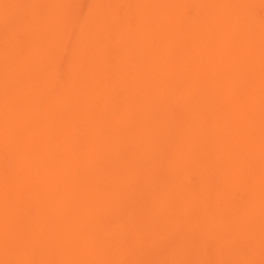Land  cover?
<instances>
[{
	"label": "rangeland",
	"instance_id": "obj_1",
	"mask_svg": "<svg viewBox=\"0 0 264 264\" xmlns=\"http://www.w3.org/2000/svg\"><path fill=\"white\" fill-rule=\"evenodd\" d=\"M5 1H0V39L5 40L0 48L13 55L7 59L9 54L3 58L0 52V68H5L0 69V264L13 259V264H264V192L251 196L252 202L243 193L250 175L264 181V135H258L264 128V0L243 3L244 15L234 0ZM193 66L204 71L198 84L184 77L186 70L191 76ZM180 68H185L182 75ZM237 114L246 117L242 124ZM212 127L219 131L212 154L225 155L224 141L231 147L227 155L248 143L245 166L239 165L242 158H203L210 151ZM242 131L241 146L236 133ZM148 132L155 137L144 142L149 151L141 154L140 136ZM176 142L190 148L185 154L187 147H181L186 160L192 153L196 157L184 178L172 168L183 156L174 153ZM178 183L189 190L182 188L180 198L192 190L196 196L189 193L192 200L179 203ZM169 197L177 200L172 202L176 213ZM196 210L202 219L191 215Z\"/></svg>",
	"mask_w": 264,
	"mask_h": 264
},
{
	"label": "bare ground",
	"instance_id": "obj_2",
	"mask_svg": "<svg viewBox=\"0 0 264 264\" xmlns=\"http://www.w3.org/2000/svg\"><path fill=\"white\" fill-rule=\"evenodd\" d=\"M1 1V0H0ZM4 1V0H3ZM6 1H8V0H6ZM6 1H5V3H6ZM18 1V0H17ZM68 1V0H67ZM70 1V0H69ZM112 1H115V0H112ZM178 1V0H177ZM207 1H209V0H207ZM206 1V3H208ZM214 1V0H213ZM223 1V0H222ZM228 1V0H227ZM241 0H234V2H236V4L237 5H239V9L237 10L238 12H239V14L240 15H244V14H246L247 13V11L245 10V7H244V4L243 3H247L246 5H249V3L248 2H250V1H253V0H244L245 2H240ZM246 1H248V2H246ZM9 2H11V1H9ZM12 2H13V0H12ZM21 2V1H20ZM108 2V1H107ZM215 2V1H214ZM213 2V3H214ZM231 2H233L232 0H231ZM240 2V3H239ZM13 3H15V2H13ZM17 3V2H16ZM75 3V2H74ZM105 3V2H104ZM210 3V2H209ZM219 4H220V9L219 10H221L224 6H221V2L219 1L218 2ZM239 3V4H238ZM100 4H101V2H100ZM108 4V3H107ZM110 4V3H109ZM143 4V3H142ZM177 4V3H176ZM215 4H217V3H215ZM224 4H226V3H224ZM223 4V5H224ZM227 4H231V3H227ZM3 5H4V2H3ZM10 5V4H9ZM21 5V4H20ZM20 5H18V6H20ZM72 5H73V3H72ZM104 5V4H103ZM175 5V4H174ZM243 5V6H242ZM5 6V5H4ZM7 6V5H6ZM26 6V5H25ZM68 6H70V5H68ZM211 6V5H210ZM210 6H208V7H210ZM228 7H230L229 5H227ZM232 6V5H231ZM8 7V6H7ZM58 7V6H57ZM102 7V6H101ZM133 7H134V5H133ZM144 7V6H143ZM173 7V6H172ZM207 7V8H208ZM214 7H216L215 9H218V6H214ZM222 7V8H221ZM235 7V6H234ZM1 8H3L2 6H1ZM1 8H0V12H2L1 11ZM6 8V7H5ZM12 8H14V7H12ZM225 8H227V7H225ZM9 10H10V8H8ZM7 9V10H8ZM16 11H17V6H16ZM23 9V8H22ZM27 9V8H26ZM136 9V8H135ZM163 9V8H162ZM178 9V8H177ZM214 9V8H213ZM232 9V8H231ZM145 10H147V9H145ZM175 10V9H174ZM201 10V9H200ZM210 10V9H209ZM228 10H229V8H228ZM12 11V10H11ZM11 11H8V13L9 12H11ZM109 11V10H108ZM135 11V10H134ZM233 11H234V9L231 11L232 13H233ZM237 11H235L234 12V14L237 12ZM4 12V11H3ZM138 12V11H137ZM223 12V11H222ZM227 12V11H226ZM16 13V12H15ZM51 13V12H50ZM93 13V12H92ZM109 13V12H108ZM227 13H229V12H227ZM18 14V13H17ZM16 14V15H17ZM25 14H26V12H25ZM94 14V13H93ZM97 14V13H96ZM146 14V13H145ZM212 14V13H211ZM234 14H232V15H234ZM9 15V14H8ZM13 15V14H12ZM58 15V14H57ZM98 15V14H97ZM209 15V14H208ZM220 15V14H219ZM231 15V16H232ZM237 15V14H236ZM3 16H5V15H3ZM7 16V15H6ZM21 16H22V14H21ZM26 16V15H25ZM37 16V15H36ZM60 16V15H59ZM140 16V15H139ZM205 17H206V15H204ZM203 16V17H204ZM209 16H211V15H209ZM215 15L213 14V17H214ZM217 16V15H216ZM222 16V14L220 15V17ZM224 16V15H223ZM248 16V15H247ZM9 17V16H8ZM18 17H20V16H18ZM143 17V16H142ZM141 17V18H142ZM163 17V16H162ZM240 17V16H239ZM6 18V17H5ZM15 18H16V16H15ZM29 18V17H28ZM35 18V17H34ZM103 18V17H102ZM138 18V17H137ZM217 18V17H216ZM8 19V18H7ZM10 19V18H9ZM9 19L6 21V22H8L9 21ZM38 19V18H37ZM36 18H35V20H37ZM58 19V18H57ZM60 20H58V21H60L61 23H63L62 22V19L61 18H59ZM87 19V18H86ZM94 19H96V18H94ZM98 19V18H97ZM204 19V18H203ZM239 19V18H238ZM14 20V19H13ZM40 20V19H39ZM66 20H67V18H66ZM80 20V19H79ZM136 20V19H135ZM217 20V19H216ZM2 21H4V18H3V20L1 19V22ZM11 21V20H10ZM18 21V20H17ZM38 21V20H37ZM74 21V20H73ZM226 21V20H225ZM121 22V21H120ZM205 22V21H204ZM214 22V21H213ZM5 23V22H4ZM9 23V22H8ZM14 23V22H13ZM31 23H32V21H31ZM40 23V22H39ZM84 23H85V20H84ZM87 23V22H86ZM114 23V22H113ZM141 23V22H140ZM209 23V22H208ZM220 23H221V21H220ZM20 24V23H19ZM89 24V23H88ZM214 24V23H213ZM219 24V23H218ZM236 24V23H235ZM29 25V24H28ZM34 25V24H33ZM40 25V24H39ZM91 25V24H90ZM102 25V24H101ZM214 25H217V24H214ZM6 26V25H5ZM24 26V25H23ZM37 26V25H36ZM83 26H85L84 24H83ZM95 26V25H94ZM41 27V26H40ZM224 27V26H223ZM244 27H246V26H244ZM52 28V27H51ZM101 28V27H100ZM3 29V28H2ZM1 28H0V30H2ZM6 29V28H5ZM8 29V28H7ZM41 29H42V27H41ZM60 29V28H59ZM65 30H66V28H65ZM85 30V29H84ZM144 30V29H143ZM237 30V29H236ZM239 30V29H238ZM3 31H5V30H3ZM44 31V30H43ZM46 31V30H45ZM119 31V30H118ZM55 32H56V30H55ZM93 32V31H92ZM222 32V31H221ZM235 32H237V31H235ZM263 32V31H262ZM35 33V32H34ZM112 33V32H111ZM121 33V32H120ZM124 33H126V32H124ZM123 33V34H124ZM67 34V33H66ZM72 34V33H71ZM93 34V33H92ZM100 34V33H99ZM122 34V33H121ZM189 34H190V32H189ZM235 34V33H234ZM234 34H232V35H234ZM53 35V34H52ZM74 35V34H73ZM73 35H72V37H73ZM191 35V34H190ZM210 35V34H209ZM231 35V36H232ZM55 36V35H54ZM75 36V35H74ZM236 36V35H235ZM51 37V36H50ZM49 37V38H50ZM83 37V36H82ZM53 38V37H52ZM79 38V37H78ZM215 38V37H214ZM14 39V38H13ZM71 39V38H70ZM76 39V38H75ZM146 39V38H145ZM234 39V38H233ZM1 40V39H0ZM4 40V39H3ZM3 40H1V42L3 41ZM78 40H80V38L78 39ZM192 40V39H191ZM5 41V40H4ZM7 43L8 44H10L9 43V39H7ZM13 42H14V40H12ZM11 41V42H12ZM69 41V40H68ZM147 42V41H146ZM231 42V41H230ZM6 42L4 43H2V44H6V45H8ZM138 43H136V45H137ZM242 44V43H241ZM23 45H25V44H23ZM86 45V44H85ZM94 45H95V43H94ZM135 45V44H134ZM140 45V44H139ZM201 45V44H200ZM89 46H90V44H89ZM91 46H92V44H91ZM6 47V46H5ZM4 47V48H5ZM8 47V46H7ZM11 47L13 48L14 47V45L13 44H11ZM10 46L8 47V52H9V49L11 48ZM86 47V46H85ZM194 47V46H193ZM24 48V47H23ZM22 48V49H23ZM59 48V47H58ZM227 48V47H226ZM230 48V47H229ZM238 48V47H237ZM101 49H103V48H101ZM108 49V48H107ZM228 49V48H227ZM232 49V48H231ZM252 49V48H251ZM4 50V49H3ZM3 50H1V48H0V52L1 51H3ZM96 50V49H95ZM109 50V49H108ZM113 50H115V52L117 51L116 49H113ZM140 50V49H139ZM229 50V49H228ZM6 51V52H7ZM14 51V49H12V52ZM20 51V50H19ZM98 51H99V49H98ZM110 51V50H109ZM11 52V53H12ZM114 52V51H113ZM240 52V51H239ZM2 53V52H1ZM1 53H0V55H1ZM4 53V52H3ZM2 53V55H3V58H4V55L6 54V53H4L3 54ZM13 53H16L15 51L13 52ZM85 53V52H84ZM89 53V52H88ZM98 53H100V52H98ZM102 53H104V51L102 52ZM111 53V52H110ZM146 53V52H145ZM232 53V52H231ZM250 53H252V52H250ZM9 54V56H8V58L7 59H9V57L10 56H12V55H10V52L8 53ZM8 54H6V57H7V55ZM35 54V53H34ZM80 54V53H79ZM83 54V53H82ZM109 53H107V55H108ZM141 54V53H140ZM151 54V53H150ZM243 54V53H242ZM244 54H247V52L246 53H244ZM253 54V53H252ZM255 54V53H254ZM1 55V56H2ZM114 55V54H113ZM236 55V54H235ZM86 56V55H85ZM141 56V55H140ZM164 56V55H163ZM79 57H80V55H79ZM107 57V56H106ZM147 57V56H146ZM152 57V56H151ZM241 57V56H240ZM1 58V57H0ZM81 58V57H80ZM139 58V57H138ZM149 57H147V59H148ZM154 58V57H153ZM20 59H21V57H20ZM31 59V58H30ZM29 59V60H30ZM74 59V58H73ZM105 59V58H104ZM146 59V60H147ZM1 60V59H0ZM12 60H13V58H12ZM33 60V59H32ZM41 60V59H40ZM75 60V59H74ZM93 60V58H91L90 60H87L86 59V61H92ZM108 60H110V59H108ZM155 60V59H154ZM154 60H152V61H154ZM2 62H3V59L1 60ZM4 61H6L7 62V60H4ZM94 61V60H93ZM105 61H106V59H105ZM163 61V60H162ZM9 62V61H8ZM7 62V63H8ZM75 62V61H74ZM96 62V61H95ZM106 62H109V61H106ZM151 62V61H150ZM237 62H238V60H237ZM10 63V62H9ZM8 63V64H9ZM39 63V62H38ZM98 63V62H97ZM105 63V62H104ZM233 63V62H232ZM45 64V63H44ZM47 64V63H46ZM89 64V63H88ZM102 64V63H101ZM109 64V63H108ZM135 64V63H134ZM148 64V63H147ZM0 65H4V64H0ZM39 65V64H38ZM41 65V64H40ZM48 65V64H47ZM93 65V64H92ZM107 65V64H106ZM153 65V64H152ZM6 66V65H5ZM43 66H45V65H43ZM49 66V65H48ZM55 66V65H54ZM73 66H75V65H73ZM87 66V65H86ZM102 66V65H101ZM100 66V67H101ZM163 66V65H162ZM162 66H161V68H159L160 70L162 69ZM223 66V65H222ZM2 67H4V66H1V68L0 69H2ZM8 67V66H7ZM6 67V68H7ZM12 67V66H11ZM97 67H99L98 65H97ZM99 67V68H100ZM106 67V66H105ZM104 67V68H105ZM171 67V66H170ZM215 67V68H214ZM239 66H237V65H235V68H238ZM41 68V67H40ZM86 68H88V67H86ZM89 68H91V67H89ZM93 68V67H92ZM127 68V67H126ZM164 68L165 67H163V69L162 70H164ZM212 68V67H211ZM211 68H209V69H207V70H210ZM213 68H214V70H219V68H220V66L219 65H216V63H215V65L213 66ZM260 67H258V69H259ZM170 69V68H169ZM169 69H168V71H169ZM3 71H5V68H3L2 69ZM27 71H28V69H26ZM82 70V69H81ZM85 70V69H84ZM171 70V69H170ZM180 70H182V71H180ZM180 72L178 71V74L179 75H182L183 74V72H184V70H185V68L184 69H182V68H180ZM3 71H0V73L1 72H3ZM8 71V70H7ZM39 71H41L40 69H39ZM67 71V70H66ZM96 71V70H95ZM110 71V70H109ZM148 71V73H149V70H147ZM155 71V70H154ZM201 71H202V69H201ZM200 70H198V68L197 67H195V66H193V69H192V73H190L191 74V76H188V71L186 70L185 71V73H184V75H187V76H184V77H187V78H192V81L194 82V83H199V81H203V79L201 78V75H203V73H204V71L203 72H201ZM233 71V70H232ZM237 71V70H236ZM25 72V71H24ZM130 72V71H129ZM141 72V71H140ZM166 72V71H165ZM201 72V75L199 74ZM6 73V72H5ZM8 73V72H7ZM6 73V75H8ZM70 73V72H69ZM162 73V72H161ZM259 73V72H258ZM10 74H12V73H10ZM6 75H5V77H6ZM23 75V74H22ZM104 75V74H103ZM163 75V74H162ZM170 75H175V76H177L176 75V73H172V74H170ZM76 76V75H75ZM139 76V75H138ZM153 76V75H152ZM175 76H171V77H175ZM212 76H214V72H212ZM117 77V76H116ZM121 77V76H120ZM135 77H137V75L135 76ZM146 77V76H145ZM125 78V77H124ZM143 78V77H142ZM152 78H156V77H152ZM5 79V78H4ZM7 79V78H6ZM9 79L11 80V77H10V75H9ZM85 79V78H84ZM86 79H88V78H86ZM101 79V78H100ZM103 79V78H102ZM101 79V80H102ZM122 79V78H121ZM14 80V79H13ZM13 80H12V82H13ZM20 80V79H19ZM105 80V79H104ZM170 80V79H169ZM5 81V80H4ZM91 81V80H90ZM123 81V80H122ZM142 81V80H141ZM173 81H174V79H173ZM17 82V81H16ZM115 82V81H114ZM3 83H5V82H3ZM126 83V82H125ZM145 84V83H144ZM2 85V84H1ZM10 85V84H9ZM31 85V84H30ZM13 86V85H12ZM29 86V85H28ZM102 86V85H101ZM146 86H147V84H146ZM117 87V86H116ZM4 88V87H3ZM29 88V87H28ZM45 88V87H44ZM78 88V87H77ZM143 88H145V86L143 87ZM1 89V88H0ZM17 89H21V88H17ZM24 89V88H23ZM27 89V88H26ZM138 89V88H137ZM147 89H148V87H147ZM30 90V89H29ZM36 90V89H35ZM49 90V89H48ZM133 90V89H132ZM150 90H151V88H150ZM228 90H229V88H228ZM18 91H21L20 93L21 94H23L22 93V89L21 90H18ZM28 91V90H27ZM32 91V90H31ZM65 91V90H64ZM124 91V90H123ZM13 93H16L15 92V90L14 91H12ZM136 92V91H135ZM51 93V92H50ZM74 93V92H73ZM86 93V92H85ZM0 94H1V91H0ZM58 94V93H57ZM88 94V93H87ZM137 94H140V92L139 93H137ZM172 94V93H171ZM125 95V94H124ZM187 95V94H186ZM3 96V98H4V95H2ZM6 96V95H5ZM15 96V95H14ZM17 96V95H16ZM16 96H15V98H16ZM134 96H136L135 94H134ZM182 97L184 96L183 94L181 95ZM20 96H18V98H19ZM100 97H101V95H100ZM104 97V96H103ZM118 97V96H117ZM132 97V96H131ZM8 98H10V96H8ZM12 98V97H11ZM135 98V97H134ZM109 99V98H108ZM139 99V98H138ZM3 100V99H2ZM6 100H8L7 98H6ZM11 100V99H10ZM13 100V99H12ZM44 100V99H43ZM140 100V99H139ZM58 101V100H57ZM138 101V100H137ZM1 102V101H0ZM10 102V101H9ZM14 102V101H13ZM25 103V102H24ZM83 103V102H82ZM86 103V102H85ZM186 103V102H185ZM3 104H5V103H3ZM22 104V103H21ZM42 104V103H41ZM84 104V103H83ZM128 104H130V103H128ZM250 104V103H249ZM6 105V104H5ZM43 105V104H42ZM245 105H247V104H245ZM16 106V105H15ZM82 106V105H81ZM0 107H2V106H0ZM6 107H7V105H6ZM10 107V106H9ZM18 107V106H17ZM49 107V106H48ZM59 107H60V105H59ZM85 108H86V106H84ZM84 107H82V108H84ZM133 107V106H132ZM4 108V107H3ZM2 108V109H3ZM1 109V108H0ZM1 109V110H2ZM11 109H13V108H11ZM15 109V108H14ZM56 109V108H55ZM88 109V108H87ZM139 109H140V107H139ZM4 110V109H3ZM16 110V109H15ZM20 110V108L17 110V112ZM46 110H48V109H46ZM234 110V109H233ZM250 110V109H249ZM60 112H61V110H59ZM94 111V110H93ZM123 111V110H122ZM235 111V110H234ZM2 112V111H1ZM9 112V111H8ZM140 112V111H139ZM153 112V111H152ZM228 112V111H227ZM13 113H14V111H13ZM18 113H20V112H18ZM102 113H104V112H102ZM154 113V112H153ZM238 113V112H237ZM8 114V113H7ZM63 114V113H62ZM154 114H156V113H154ZM224 114H226V113H224ZM236 114V113H235ZM251 114V113H250ZM86 115V114H85ZM90 115V114H89ZM97 115V114H96ZM111 115V114H110ZM116 115V114H115ZM138 115H139V113H138ZM9 115H7V117H8ZM39 116V115H38ZM92 116V115H91ZM90 116V117H91ZM99 116V115H98ZM108 116V115H107ZM131 116V115H130ZM135 116H137V114L135 115ZM146 116V115H145ZM157 116V115H156ZM166 116V115H165ZM227 116H230V115H228L227 114ZM11 117V116H10ZM77 117V116H76ZM82 117V116H81ZM85 118H86V116H84ZM89 117V118H90ZM93 117V116H92ZM138 117V116H137ZM233 116H230V119L232 118ZM9 118V117H8ZM8 118H7V120H8ZM243 118H246L245 116H241L240 117V114H237L236 115V118L235 119H237V120H239V121H236V120H234V121H236V122H239L240 124H242L243 122H241L242 120H243ZM12 119V118H11ZM70 119V118H69ZM98 119V118H97ZM105 119V118H104ZM228 119V118H227ZM75 120H76V118H75ZM160 120V119H159ZM70 121V120H69ZM102 121V120H101ZM104 121V120H103ZM102 121V122H103ZM163 121V120H162ZM228 121V120H227ZM93 122V121H92ZM146 122V121H145ZM228 122H231V123H233V120L232 121H228ZM7 123V122H6ZM32 123V122H31ZM132 123V122H131ZM154 123H156V122H154ZM2 124V123H1ZM12 124V123H11ZM34 124V123H33ZM121 124V123H120ZM157 124V123H156ZM235 124H238V123H234V125ZM239 124V125H240ZM3 125H5V124H3ZM19 125V124H18ZM48 125V124H47ZM65 125V124H64ZM63 125V126H64ZM68 125V124H67ZM79 125V124H78ZM106 125H107V123L105 124V127H106ZM142 125H144V123H142ZM154 125V124H153ZM158 125H159V123H158ZM168 125V124H167ZM230 126H231V124H229ZM263 125H264V123H263ZM8 126H10L9 124H8ZM69 126V125H68ZM71 126H73V125H71ZM102 126V125H101ZM115 126H116V124H115ZM119 126V125H118ZM121 126V125H120ZM119 126V127H120ZM145 126V125H144ZM169 126V125H168ZM252 126V124L249 126V127H251ZM3 127V126H2ZM6 127V126H5ZM65 127H67V126H65ZM90 127V126H89ZM93 127V126H92ZM102 127H104V126H102ZM105 127H104V129H105ZM112 127V126H111ZM142 127V126H141ZM140 127V128H141ZM62 128V127H61ZM60 128V129H61ZM69 128V127H68ZM74 128V127H73ZM97 128V127H96ZM124 128V127H123ZM143 128V127H142ZM154 128V127H153ZM156 128V127H155ZM170 128V127H169ZM108 129V128H107ZM106 129V130H107ZM144 129V128H143ZM151 129V128H150ZM254 129V128H253ZM256 129V128H255ZM0 130H2V129H0ZM3 130H5V128L3 129ZM7 130V129H6ZM5 130V131H6ZM11 130V129H10ZM72 130V129H71ZM77 130V129H76ZM101 130H102V128H101ZM121 130V129H120ZM124 130V129H123ZM128 130V129H127ZM65 131V130H64ZM70 131V130H69ZM103 131V130H102ZM119 131V130H118ZM133 131V130H132ZM140 131H142V130H140ZM152 131V130H151ZM150 131V132H151ZM166 131V130H165ZM3 132V131H2ZM15 132H17V130L15 131ZM62 132V131H61ZM66 132V131H65ZM93 132V131H92ZM96 132V131H95ZM108 132H110L109 130H108ZM107 132V133H108ZM116 132V131H115ZM150 132H148L149 133V135L148 134H145V135H147V136H143V135H141L140 136V148H141V151H140V153L141 154H143V153H146L147 151H149V147H146V148H144V142L146 141V140H150V138L152 139V138H154L155 136L153 135V133H152V135H151V137H150ZM153 132H154V130H153ZM258 132H260L258 135H264V128L262 129V130H259ZM72 133V132H71ZM104 133V132H103ZM118 133V132H117ZM144 133V132H143ZM155 133H158V132H155ZM5 134V133H4ZM70 134V133H69ZM106 134V133H105ZM110 134V133H109ZM118 134H120V131H119V133ZM117 134V135H118ZM142 134V133H141ZM6 135V134H5ZM160 135H161V133H160ZM218 135H219V131H216L215 129H214V127H212V129L209 131V136H208V141H209V150L210 151H208V152H206V153H204L202 156H203V158L206 160V161H209L210 159H213V158H211L212 157V152L213 151H215L216 150V147H217V145H218V143H219V139H217L218 138ZM236 135H238L239 137L238 138H240V143H241V146L246 142V140L244 139V136H245V133L242 131V132H237L236 133ZM71 136V135H70ZM112 136V135H111ZM110 136V137H111ZM119 136V135H118ZM153 136V137H152ZM157 136V135H156ZM226 136V135H225ZM69 137V136H68ZM72 137H70L69 139H71ZM136 139H135V141H137L138 140V133H137V135H136V137H135ZM163 138V137H162ZM168 138V137H167ZM227 138V137H226ZM229 138H231V137H228V139ZM3 139V138H2ZM67 139V138H66ZM93 139V138H92ZM105 139V138H104ZM89 140V139H88ZM154 140V139H153ZM163 140H164V138H163ZM163 140L161 141V142H163ZM225 140V139H224ZM3 141V140H2ZM90 141H92V140H90ZM97 141V140H96ZM108 141V140H107ZM114 141V140H113ZM93 142V141H92ZM154 142V141H153ZM14 143H15V139H14ZM41 143V142H40ZM59 143V142H58ZM65 143V142H64ZM69 143V142H68ZM95 143V142H94ZM113 143V142H112ZM130 143V142H129ZM181 143L182 142H180L179 144L181 145ZM192 143H194V142H192ZM49 144H52V143H49ZM85 144H86V140H85ZM96 144V143H95ZM94 144V145H95ZM123 144V143H122ZM154 144V143H153ZM229 144V143H228ZM227 144V142L226 141H224V142H222L221 143V146H220V148L222 149V150H224V154L225 155H222V153L220 152H218L217 154H215V155H213L217 160H219V161H222V162H225V161H228L229 159H235V161H237L238 159L240 160V158H242L241 160L243 161V162H241V160H240V162L241 163H239V165H243V166H245V156H244V148L247 146H249V145H247L248 143H245V146H243V148H242V151H241V147L240 148H238V147H236L235 149H236V151L238 152V153H233L232 155H227L226 154V152L228 151V148H231L230 147V145H228ZM72 145V144H71ZM89 145H90V143H89ZM114 145H115V143H114ZM124 145V144H123ZM156 145V144H155ZM161 145V147H162V145H165L164 144V142L163 143H161L160 144ZM173 145V144H172ZM178 144H177V142L175 143V147L177 146ZM117 146V145H116ZM130 146H134L135 147V149H136V145H134V142L132 141V144L130 145ZM151 146V145H150ZM183 145H181V147H182ZM194 146H195V144H194ZM19 147V146H18ZM70 147V146H69ZM93 147V146H92ZM97 146H94V148H96ZM102 147V146H101ZM129 147V146H128ZM133 147V148H134ZM166 147L168 148V145L166 144ZM174 147V146H173ZM178 147V146H177ZM177 147H176V150H177ZM180 146L178 147L179 148V150L178 151H175V150H173V151H175L174 153H180V152H182V148H181ZM184 148H186L187 147V151L185 152V150H184V152L183 153H185V154H187V152H188V150H190V148H188V145H186V144H184V146H183ZM190 147H191V145H190ZM202 147H203V145H202ZM115 148V147H114ZM152 148H153V146H152ZM170 148V147H169ZM180 148H181V150H180ZM12 149V148H11ZM15 150L14 151H16L17 150V147L16 148H14ZM22 149V148H21ZM91 149V148H90ZM100 149V148H99ZM76 150H77V148H76ZM92 150V149H91ZM94 150V149H93ZM107 150V149H106ZM156 150V147H155V149H154V151ZM167 150H169V149H167ZM18 151H19V149L17 150V153H18ZM23 151V150H22ZM83 151V150H82ZM88 151V150H87ZM101 151H103V150H101ZM109 151H110V149H109ZM134 151V150H133ZM137 151V150H136ZM153 151V150H152ZM153 151V152H154ZM191 151V150H190ZM217 151V150H216ZM86 152V151H85ZM84 152V153H85ZM193 152H195L196 153V151H193ZM16 153V152H15ZM14 153V154H15ZM77 153V152H76ZM100 154H101V152H99ZM111 153V152H110ZM162 153V152H161ZM190 153V152H189ZM188 153V154H189ZM192 153V152H191ZM125 154V153H124ZM153 154V153H152ZM185 154H182V153H180L179 155L181 156V155H183V156H181V160H182V162L180 161V160H178V159H180V158H178L177 160H178V163H179V161H180V164H178L177 163V165H173V170H174V172H175V170L177 171V173L180 175V176H183L182 178H184V174L186 173L185 171H187L188 170V172H190L191 170L190 169H194L195 167L194 166H196V157L193 155V153H192V155L190 156V157H192L193 156V158L191 159L190 157H188L189 158V160L187 159H185V158H187V157H184L185 156ZM84 155V154H83ZM94 155H96L97 156V154H94ZM103 155V154H102ZM105 155V154H104ZM163 155V154H162ZM179 155H177L178 157H179ZM85 156V155H84ZM91 156V155H90ZM95 156V157H96ZM149 156V155H148ZM187 156V155H186ZM241 156V157H240ZM4 157V156H3ZM28 157V156H27ZM58 157V156H57ZM102 157V156H101ZM109 157H110V155H109ZM183 157H184V159H183ZM264 157V156H263ZM83 158V157H82ZM98 158V157H97ZM105 158H106V155H105ZM147 158V157H146ZM175 158V157H174ZM19 159V158H18ZM85 159V158H84ZM6 160H7V158H6ZM101 160V159H100ZM99 160V161H100ZM137 160V159H136ZM214 160V159H213ZM12 161V160H11ZM26 161H28L27 159H26ZM92 161V160H91ZM131 161V160H130ZM158 161V160H157ZM161 161V160H160ZM173 161V160H172ZM95 162V161H94ZM129 162V161H128ZM177 162V161H176ZM23 163V162H22ZM28 163V162H27ZM88 163V162H87ZM174 163V162H173ZM1 164V163H0ZM11 164V163H10ZM91 164V163H90ZM157 164V163H156ZM166 164V163H165ZM174 164H176V163H174ZM238 164V163H237ZM251 163H248L247 165H250ZM254 164V168L256 169L257 167H259L260 165L257 163V162H255V163H253ZM264 164V163H263ZM12 165V164H11ZM86 165V164H85ZM136 165V164H135ZM163 165V164H162ZM99 166V165H98ZM137 166V165H136ZM125 167V166H124ZM163 167H164V165H163ZM5 168V167H4ZM165 168V167H164ZM170 168H171V166H170ZM46 169V168H45ZM168 169V168H167ZM165 170V169H164ZM6 171V170H5ZM129 171V170H128ZM137 171V170H136ZM3 172V171H2ZM132 172V171H131ZM163 172V171H162ZM176 173V172H175ZM191 173H194V172H191ZM164 174V173H163ZM183 174V175H182ZM197 174V173H196ZM79 175V174H78ZM131 175V174H130ZM187 175V174H186ZM185 175V176H186ZM189 175H190V173H188V177H189ZM198 176H200L199 174H197ZM122 177H123V175H121ZM164 176V175H163ZM194 176V175H193ZM79 177V176H78ZM124 178V177H123ZM126 178V177H125ZM201 178V177H200ZM199 177H197V179H198V182H202V180L200 179ZM2 179V178H1ZM0 179V180H1ZM78 179V178H77ZM119 179H120V177H119ZM144 179V178H143ZM194 179V178H193ZM195 179H196V176H195ZM84 180V179H83ZM127 180V179H126ZM163 180H165V179H163ZM162 180V181H163ZM258 180V181H257ZM79 181V180H78ZM132 181V180H131ZM261 180L259 179V178H255L254 179V175H250V179L247 181V184H246V186L243 188V193H244V195L245 196H247L248 198H247V200L248 201H251L250 199H251V196H258L259 194H260V192H264V181H261ZM165 182V181H164ZM81 183V182H80ZM118 183V182H117ZM162 183V182H161ZM166 183V182H165ZM195 183H196V181H195ZM138 184V183H137ZM167 184V183H166ZM58 185V184H57ZM256 185H258L256 188H255V190L252 188V187H255ZM21 186V185H20ZM80 186H82L81 184H80ZM127 186H129V185H127ZM169 186V185H168ZM177 186H179L178 187V189H180V190H178V189H176L177 190V196L180 194V191H182V190H184L183 192L184 193H186L185 191H186V189H187V191H189L188 190V188H185L184 189V185L182 186V184L181 185H179V183L177 184ZM181 186V187H180ZM110 187V186H109ZM112 187V186H111ZM132 187V186H131ZM185 187H187V186H185ZM104 187H102V189H103ZM143 188V187H142ZM164 188V187H163ZM174 188V187H173ZM177 188V187H176ZM183 188V189H182ZM41 189V188H40ZM52 189H53V187H52ZM58 189H59V187H58ZM105 189H107V187L105 188ZM125 189L127 190V188H126V186H125ZM124 189V190H125ZM138 189V188H137ZM161 189H162V187H161ZM182 189V190H181ZM28 190V189H27ZM34 190V189H33ZM42 190V189H41ZM46 190H48V189H46ZM104 190V189H103ZM110 190H111V188H110ZM123 190V191H124ZM172 190V189H171ZM175 190V191H176ZM29 191V190H28ZM38 191H40V190H38ZM58 191V190H57ZM133 191V190H132ZM169 191V190H168ZM193 192L191 193V191L189 192L190 194H191V198H193L194 196H196L195 195V192H194V190H192ZM49 192V191H48ZM107 192V191H106ZM179 192V193H178ZM34 193H35V191H34ZM57 193V192H56ZM102 193V192H101ZM108 193V192H107ZM110 193V192H109ZM167 193V192H166ZM175 193V192H174ZM182 193V192H181ZM188 193V192H187ZM188 193V194H189ZM252 193V194H251ZM25 194V193H24ZM30 194V193H29ZM54 194V193H53ZM100 194V193H99ZM103 194H106L105 192H103ZM172 194V193H171ZM188 194L187 195H184V194H181V196L182 195H184V197H182V198H180L179 196V198H176L177 196H173L174 198H176L177 200L178 199H180V200H178L179 201V203H182V201H181V199L183 200V201H191L192 199L190 198V196H189V198L188 197H186V196H188ZM35 195V194H34ZM57 195V194H56ZM63 195H64V193H63ZM107 195V194H106ZM126 195V194H125ZM176 195V194H175ZM194 195V196H193ZM228 192H227V197H228ZM25 196H26V194H25ZM65 196V195H64ZM98 196V195H97ZM98 197H100V196H98ZM163 197V196H162ZM165 197V196H164ZM168 196L166 195V198H167ZM259 197H261V196H259ZM30 198H31V196H30ZM45 198H47V197H45ZM50 198V197H49ZM174 198H173V200H174ZM262 198H264V197H262ZM28 200H29V197L27 198ZM33 199V198H32ZM41 199V198H40ZM99 199V198H98ZM1 200V199H0ZM51 200H52V198H51ZM103 200H105L104 198H103ZM168 200V199H167ZM170 201V197H169V201L171 202V206H173L174 204H172V202L173 203H175V202H177V200L176 201ZM260 200H262L261 198H260ZM259 200V201H260ZM32 201H34V200H32ZM44 201V200H43ZM101 201V200H100ZM112 201V200H111ZM181 201V202H180ZM30 202H31V200H30ZM38 202H40V201H38ZM46 202V201H45ZM44 202V203H45ZM48 202V201H47ZM104 202V201H103ZM252 202V201H251ZM6 203V202H5ZM42 203V202H41ZM51 203V202H50ZM162 203V202H161ZM187 202H185V204H186ZM31 204H32V202H31ZM167 204V203H166ZM169 204V203H168ZM175 204H177V203H175ZM24 205H25V203H24ZM110 205V204H109ZM187 205V204H186ZM47 206V205H46ZM81 206V205H80ZM155 206V205H154ZM177 206V205H176ZM175 205H174V207L171 209V211H174L175 210V212L174 213H176V211H177V207H176ZM25 207V206H24ZM31 207V206H30ZM157 207V206H156ZM155 207V208H156ZM160 207V209L162 208V206H159ZM169 207H170V204H169ZM240 207V206H239ZM32 208V207H31ZM34 208V207H33ZM32 208V209H33ZM195 208V207H194ZM100 209V208H99ZM159 209V208H158ZM196 209V208H195ZM23 210L24 209H22V213H25V212H23ZM25 210L27 211V208H25ZM45 210V209H44ZM34 211V210H33ZM55 211V210H54ZM162 212V211H161ZM196 212H197V214H196ZM196 212L195 213H193V214H191V215H193V216H195L196 215V218L198 217L197 215H198V213L200 212L199 210H196ZM233 212V211H232ZM4 213V212H3ZM2 213V214H3ZM28 213V212H27ZM26 213V214H27ZM57 213V212H56ZM263 213H264V211H263ZM25 214V215H26ZM49 214V213H48ZM173 214V213H172ZM4 215V214H3ZM2 215V216H3ZM23 215V214H22ZM28 215H29V213H28ZM30 215H31V213H30ZM50 215V214H49ZM188 215V214H187ZM264 215V214H263ZM1 216V217H2ZM199 216H200V213H199ZM23 217V216H22ZM26 219H28V217L27 216H24ZM23 217V219L25 220V218ZM30 217V216H29ZM59 217V216H58ZM89 217V216H88ZM204 217H206V216H204ZM263 218H264V216H262ZM17 218V217H16ZM51 218V217H50ZM225 218V217H224ZM223 218V219H224ZM262 218V219H263ZM2 219V218H1ZM52 219H53V217H52ZM64 219V218H63ZM185 219V218H184ZM199 219H202V217L200 216V218ZM214 219H216L215 217H214ZM179 220V219H178ZM181 220V219H180ZM217 220V219H216ZM215 220V221H216ZM264 220V219H263ZM2 221V220H1ZM38 221H40V220H38ZM54 221H56V220H54ZM214 221V220H213ZM217 221H219V220H217ZM6 222V221H5ZM18 222V221H17ZM220 222V221H219ZM216 223V222H215ZM257 223H258V221H257ZM262 222H261V220H260V224H261ZM3 224V223H2ZM50 224V223H49ZM264 224V223H263ZM34 225V227L33 228H35V226L37 225H35V224H33ZM32 224H31V226H33ZM70 225V224H69ZM256 225V224H255ZM55 226V225H54ZM71 226V225H70ZM220 226V225H219ZM222 226V225H221ZM257 226V225H256ZM2 226H0V228H1ZM37 228H38V226H37ZM218 228H220V227H218ZM223 229V228H222ZM64 230V229H63ZM73 230V229H72ZM67 231H69V230H67ZM71 231V230H70ZM223 231V230H222ZM260 231L263 233V230H262V228H260ZM63 232V231H62ZM66 232V231H65ZM43 233H45V232H43ZM210 233V232H209ZM261 233V234H262ZM37 234H39V233H37ZM36 234V235H37ZM41 235V234H40ZM201 235V234H200ZM35 236V235H34ZM261 237V236H260ZM264 237V236H263ZM157 238V237H156ZM42 239V238H41ZM47 239V238H46ZM49 240V239H48ZM48 240H47V242H48ZM123 240V239H122ZM229 241V240H228ZM262 241H264V239H262ZM25 242V241H24ZM42 242V241H41ZM33 243V242H32ZM44 244V243H43ZM48 245V243H45V245ZM255 244V243H254ZM257 244V243H256ZM0 245H1V243H0ZM45 245L43 246V247H45ZM253 246V245H252ZM27 247H29V245H27L26 246V248ZM51 246H49V248H50ZM254 248H255V246H253ZM25 248V249H26ZM46 248H47V246H46ZM259 248V247H258ZM261 248V247H260ZM22 249V248H21ZM24 249V248H23ZM48 249V248H47ZM255 249H257V248H255ZM255 249H253V250H255ZM43 250H45V249H43ZM50 250V249H49ZM55 251V250H54ZM20 252H21V250H20ZM23 252H25V251H23L22 250V253ZM38 252H41V251H38ZM45 252H47L46 250H45ZM49 252H51V251H49ZM60 252V251H59ZM261 252V251H260ZM35 253H36V251H35ZM27 254H28V251H27ZM32 254V253H31ZM39 254V253H38ZM42 254H44V257H45V259H46V254L45 253H42ZM50 254V253H49ZM19 255V254H18ZM46 255V256H45ZM52 255V254H51ZM24 256V255H23ZM34 255L32 254V257H33ZM55 256V254L52 256V257H54ZM2 257V256H1ZM6 257V256H5ZM36 258H38L39 259V256H35ZM35 257H34V260H35ZM7 258V257H6ZM14 258V257H13ZM18 258H20V257H18ZM31 258V257H30ZM49 258V257H48ZM55 258V257H54ZM260 259H261V257H260ZM14 260H16V259H13L12 261H11V259L9 260V261H11L12 262V264H13V261ZM263 260V259H262ZM2 261V260H1ZM6 261H7V259H6ZM5 261V263H7ZM53 261V260H52ZM55 261V260H54ZM56 262V261H55ZM62 262V261H61ZM66 262V261H65ZM4 263V262H3ZM18 263H19V261H18ZM51 263V262H50ZM49 263V264H50ZM58 262H56L55 264H57ZM8 264V263H7ZM11 264V263H10ZM31 264H33V263H31ZM36 264H38V263H36ZM42 264V263H41ZM46 264V263H45ZM47 264H48V262H47ZM63 264V263H62ZM255 264V263H254Z\"/></svg>",
	"mask_w": 264,
	"mask_h": 264
}]
</instances>
